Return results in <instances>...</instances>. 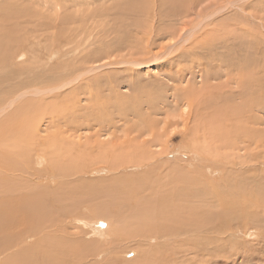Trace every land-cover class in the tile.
Returning a JSON list of instances; mask_svg holds the SVG:
<instances>
[{
	"label": "rangeland",
	"instance_id": "1",
	"mask_svg": "<svg viewBox=\"0 0 264 264\" xmlns=\"http://www.w3.org/2000/svg\"><path fill=\"white\" fill-rule=\"evenodd\" d=\"M125 3L139 0H0V30L16 41L6 69L4 89H14L7 110L31 101L21 119L29 128L22 139L31 140L27 167L14 176L43 210L30 223L43 231L0 256V264L44 243L30 264L42 257L52 264H132L135 256L138 264L145 251L164 259L167 242L174 248L166 264H264V110L238 97L231 113L224 107L226 96L244 87L230 67L256 57L264 62L258 48L249 50L256 42L264 50V0H197L190 12L158 26L160 36L149 42L153 4L148 17ZM119 39L124 44L117 47ZM147 44L148 55H138L143 63L132 62ZM170 46L187 47L174 59L177 51L164 50ZM69 67L77 69L67 76ZM117 186H131L138 198L107 197ZM173 188L187 210L164 224L177 231L127 236L135 208Z\"/></svg>",
	"mask_w": 264,
	"mask_h": 264
},
{
	"label": "bare ground",
	"instance_id": "2",
	"mask_svg": "<svg viewBox=\"0 0 264 264\" xmlns=\"http://www.w3.org/2000/svg\"><path fill=\"white\" fill-rule=\"evenodd\" d=\"M194 3H197V0H153L152 2H151V0H139V4H136V3H131V4L130 3H125L124 7H126L129 4L128 7H126L127 10H132V11H135L137 13H142L143 15L149 17L148 4H149V6H150V4H153L154 16H152V18H153V21H155L156 23L153 24L154 26L151 29L146 31V34L148 35L147 42H149L150 38H152V39H154L156 41L155 38L160 36L161 29L158 26H160L163 23L165 24V21L169 20L172 16H177V17L181 18L182 15L190 12L191 9H193L192 5H194ZM246 5H249L248 1H247V3L246 2L242 3L243 7L246 6ZM221 9H222V7H221ZM9 15H10L9 17H11V14H9ZM154 19H156V20H154ZM1 20H3V18ZM209 20H210V18H209ZM4 21H5V18H4ZM10 28L11 27H9V29ZM157 29L159 30V33H158ZM9 31H8V29L6 30L3 27L0 30V116L3 114L2 117L0 118V256L4 255L7 252H10L14 247L17 246L18 243H20L22 241H25L26 239L32 238L33 236H38L40 234V232L43 231L42 229H40L41 227H38V225L36 227H33V226L30 225V223H32V225L33 224H37L36 223L37 222L36 219L41 217V212L43 211V210H41L42 208H41V206L38 203H34V202H36L37 198L35 197V195H31V197H30L26 192H24L23 191L24 187L21 186L22 179H19L18 177L14 176L16 173H19L18 171H21V168H26L27 167V166H25L26 165L25 161H26V163L28 162L27 159H26V157L28 155L26 156L24 150L26 149V145L28 144V140L29 141H31V140L28 137H26V136H25L26 137L25 139H22V136H24L26 134L28 135L29 128L26 127V124L24 122H21V119H24V117L26 116V111L28 110L29 104H30L29 102H31V101L28 100L27 103H22L21 105L19 104L20 106L17 109L13 110V111H8L7 110L9 107L11 108V106H12V104L10 106V103L8 102V99H11V98H8V97L10 96V94L12 95V92L14 90L13 89L12 92H10L7 89H4L7 81L9 80V78L7 76L10 75V73H9V70H6V69H7V67L9 68L10 64H11V58H12V54H13V53H11V51H13L14 41H15L14 33L11 34V36H10V35H8V33H10ZM153 32H154V36L152 37ZM56 39H58V38H56ZM119 40H118V43L115 42L117 47L118 46H122V44H124L123 40H120V41ZM151 43H153V42L151 41ZM184 47H187V46H183L180 49L175 48V49H172V50L170 48H173V46H170L167 49L165 48L164 50H168L169 49L170 50V51H168L169 54L177 51L176 55L174 56V59H177L178 56L184 55L183 54L184 52L182 51L184 49ZM147 48L150 49V46L148 44L144 45L142 50H141L142 53L141 54H137V57L133 58L132 62H134L136 64L143 63L141 61L142 58L140 56H138V55H144L145 54V56H147L148 53H149V51L146 50ZM257 48H258V54L260 55L259 57L264 59V56H261V53L264 51L263 50V46L261 44H259L258 42L252 44L249 47V50L250 51L253 50V52H256ZM157 56H155V57H157ZM251 61H252V63L249 62L248 60L246 62L242 61V64H238L239 66L233 64L234 66L230 67V69L232 68L231 70H233L235 73H237V77H236L237 78L236 81H238L237 83H240L241 85L243 83L244 87H242L243 88L242 90L239 91V89H237L238 91H236V92H234L232 94H228L226 96L227 99L225 101V106L224 107H227V110L231 109L229 113H231V111L233 110V104L230 103V102L232 101L231 98H234V97L241 98V100L245 101V104L247 106L251 107V109L256 108L258 110H264V65H263L264 62H262L263 60L261 61L257 57L254 60H251ZM224 62L225 61H223L222 63L224 64ZM219 63L221 64V62H219ZM219 63H218V65H219ZM227 63H229V62H227ZM223 64H221V66ZM225 64H226V62H225ZM62 67H64V66H62ZM73 68H74V70H71L72 68H70V70L68 69V73L69 74L66 73L67 76H70L71 74H73L74 71L77 69V68L75 69V67H73ZM52 71H53V69H52ZM56 73H58V72H56ZM36 74L37 73H35V76H37ZM206 74H207V72H206ZM210 75H212V74H210ZM50 76L52 77V75H50ZM212 76H214V75H212ZM215 76H218V75L215 74ZM37 77H35V79ZM43 77H45V76H43ZM231 78L233 79V77H231ZM35 79H34V81H35ZM53 79H55V78H53ZM57 79H59V78L57 77ZM31 80H30V83L33 82V81L31 82ZM55 80H52V81L54 82ZM38 81H39V79H38ZM45 81H47V80H44V82ZM64 84H61V85H64ZM25 85H27V83ZM28 85H30V84H28ZM61 85H57V86L55 85L54 87L56 88V87L61 86ZM239 85L237 87H239ZM255 85L257 87L256 90L255 91L251 90L252 86H255ZM19 87L23 88V85L17 86L16 89L19 88ZM72 91H74V90H72ZM8 94H9V96H8ZM22 94H24V92L21 93V95ZM185 96H186L187 101L193 98V95L190 92H189V94H185ZM16 98L17 97L15 96V99ZM21 99L22 98H20V100ZM14 102H15V100H14ZM228 108H230V109H228ZM13 109H14V107H13ZM219 109L217 110L218 112L220 111ZM60 115H62V114H60ZM227 117H230V116L227 115ZM248 118H249V116L247 117V119ZM59 119H62V118L59 117ZM66 128H68V127H66ZM151 129H153V128H151ZM246 132H247V130H246ZM115 148H116L115 146L114 147L112 146V147H110V150H112V152H113V150ZM118 148L120 149V147H118ZM127 148L129 149V145H126V147H123L121 150H124V149H127ZM59 164H62V163H59ZM50 165H52V164H50ZM48 167H50V166L47 165V168ZM21 172L22 173L19 174V176L22 177V174L23 173L25 174V170L21 171ZM69 172H70L69 169L64 170L65 174L66 173L69 174ZM44 174H45V172H44ZM149 175L150 174H148V176ZM181 178H184V176L181 177ZM125 187H127V186H125ZM125 187L117 186L111 192H107L106 191L107 193H110V194H107L106 196L108 197L110 195V197H112L113 195H117V194L118 195H121V194L125 195V193H127V195L130 196L129 200H131L132 197L138 198V196L136 195L137 192L135 193V189L134 188H131V186H129V187H127V190H126ZM112 192H115V194L112 193ZM166 193H165V195L163 194L164 196L158 194V196H159L158 199L152 200L151 204L149 203V205H147V204L145 205V203L143 202L144 205H138L137 208H135L134 213L132 212V214H133L132 217L135 214V218L133 217L132 219H130V221H132V222H130L131 225H127L126 227L123 228V231H126V228H128L130 230V231H126L127 232V236L128 235H132L133 237H142V236H145L147 232L150 233V234L164 235L165 232L167 231V227H168V225H166L164 223L168 222V220H171V221L174 220V219L178 220L177 218L181 214V212L183 213L184 210L186 212V210H187L186 206L183 207V202L181 200H179V199H183V196H182L183 193H181L180 190H178L176 188H173L172 190H170V191H168ZM151 194H154V193L152 192ZM155 196L156 195H154V197ZM152 198H153V196H152ZM171 200H174V201L176 200L177 202H174V201L171 202ZM113 202H116V200L113 201ZM32 203H34V204H32ZM112 206L113 205L111 204L110 207H112ZM162 208L164 210H162ZM101 219H103V217L97 218L96 222L98 220H101ZM157 221H159V222H157ZM183 222H185V221L183 220ZM98 228H97V231L100 232V233H102V232H104L106 230V228H102V230H100ZM158 229L160 230L161 233L159 231H157ZM169 229H171V230L167 234H165V236L169 235V233L172 232L173 230L177 231L178 228L177 229H173V228L170 227ZM183 230H185V229H180L179 228L178 232L183 231ZM98 234L99 233H97V235ZM103 235L105 237V233ZM48 237H49V235H48ZM182 242L184 243L185 240H183ZM36 243H40V242L36 241ZM51 243H52V241H51ZM167 244H168V242H167ZM167 244H164L165 249L162 250V255L163 256L165 255L164 259L166 258V255H167V252H166L167 249H173L174 248V244L173 243H170L173 248H167L166 247ZM41 245L42 244H37V245H33V246H30V247L22 249L19 253L17 252L18 254L14 255V257H10L9 259L7 258V260L4 262V264H30L29 263V257L35 255L36 252L39 253L40 250H41L40 249L41 247H43V246L46 247V243H44L43 246H41ZM58 248H56V249H58ZM140 250L141 249H139L138 252H140ZM144 250H147V249H144ZM184 251L186 252L185 248H184ZM44 252H46V251L44 250ZM56 253H59V252L56 251ZM63 253H64V251L61 253V255ZM148 253H146V251H145V255L142 257L141 260H139L140 262L138 264H163L164 259H163V257L159 256V254H160L159 252H157V253L152 252L151 255H147ZM171 253L174 254V257H175L176 255H178L179 252L175 249V251H173ZM43 255L47 256V254H43ZM167 256H169V255H167ZM35 259H37V257H35ZM39 259H41L40 261H43V262H39L37 264H47V263L51 262L50 260H48L49 258H47V257H42V258H39ZM57 259H58V257H57ZM57 259H55L56 263H57ZM136 259L137 258L135 256V258L133 260H131L132 262H130V263L133 264V262L136 261ZM138 259H139V257H138ZM166 260L167 259H165V264H166ZM26 261H27V263H26ZM64 261L65 260L63 259L62 262H64ZM59 262L60 261L58 260V264H59ZM175 262H174V264H175ZM181 262H183V260H181ZM49 264H52V263H49ZM203 264H205V263H203Z\"/></svg>",
	"mask_w": 264,
	"mask_h": 264
}]
</instances>
